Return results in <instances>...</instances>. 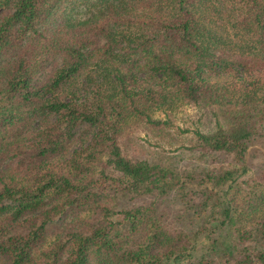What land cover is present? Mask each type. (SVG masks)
I'll return each mask as SVG.
<instances>
[{"label":"trees","instance_id":"obj_1","mask_svg":"<svg viewBox=\"0 0 264 264\" xmlns=\"http://www.w3.org/2000/svg\"><path fill=\"white\" fill-rule=\"evenodd\" d=\"M184 104L194 161L124 152ZM231 261L264 264V0H0V264Z\"/></svg>","mask_w":264,"mask_h":264},{"label":"rangeland","instance_id":"obj_2","mask_svg":"<svg viewBox=\"0 0 264 264\" xmlns=\"http://www.w3.org/2000/svg\"><path fill=\"white\" fill-rule=\"evenodd\" d=\"M169 114L172 120V129L170 136L166 137V140H160L158 136L152 133L148 134L146 131H140L135 137L132 136V140H129L125 144L124 152L132 158L142 157L151 159L158 157V154L161 152H169L172 154L181 153L178 159L182 161L183 164L194 161V159L191 158L193 157L191 152L185 151L182 147L194 145L197 142V137L194 135L193 130L198 127L199 124H202L198 121L199 107L187 104L179 105L169 110ZM77 144L78 141L75 142V145ZM252 162L254 165H251V167L254 169V172L251 171L248 175V182H252L253 179L262 176L259 167L261 164L260 158H253ZM245 178H247V176H245ZM229 264H234V262L231 261Z\"/></svg>","mask_w":264,"mask_h":264}]
</instances>
